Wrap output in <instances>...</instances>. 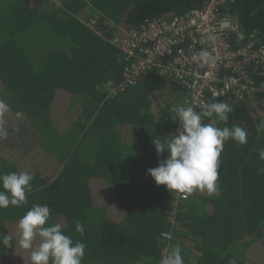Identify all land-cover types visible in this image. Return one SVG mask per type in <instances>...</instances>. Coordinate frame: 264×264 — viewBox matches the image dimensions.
I'll use <instances>...</instances> for the list:
<instances>
[{"label":"trees","instance_id":"obj_1","mask_svg":"<svg viewBox=\"0 0 264 264\" xmlns=\"http://www.w3.org/2000/svg\"><path fill=\"white\" fill-rule=\"evenodd\" d=\"M204 1L0 0V100L10 106L0 174L34 177L28 203L0 208V264H31L18 222L35 204L50 207L46 226L59 223L74 242L86 244L82 264H159L161 234L168 230L183 264L233 258L264 264V174L258 171L264 168V70L250 67L259 86L251 94L215 101L232 107L227 122L215 115L202 121L221 129L239 125L247 133L245 144L224 143L219 190L211 196L195 190L178 204L177 192L146 173L168 155L158 157L153 139L171 138L177 123L171 109L183 106L185 87L151 70L118 95L104 89L122 77L115 36L151 18L185 15ZM222 11L264 43V0H231ZM77 220L83 235L75 230ZM7 235L12 247L3 244Z\"/></svg>","mask_w":264,"mask_h":264},{"label":"built area","instance_id":"obj_2","mask_svg":"<svg viewBox=\"0 0 264 264\" xmlns=\"http://www.w3.org/2000/svg\"><path fill=\"white\" fill-rule=\"evenodd\" d=\"M231 0H205L202 7L185 15L171 18H151L126 35L115 36L112 43L121 51L124 60L120 80H108L105 91L109 96L135 86L148 71L170 74L186 89L183 104L202 105L226 97L228 101L242 99L257 86L250 67L264 70V43L256 33L246 35L238 17L224 14L222 6ZM89 23L98 35L103 31L91 17ZM201 51L211 53L205 62ZM264 90V82L260 86ZM179 121L171 134H178ZM176 203L185 200L187 193L177 192ZM173 231H164V255L172 246ZM160 264V262H159Z\"/></svg>","mask_w":264,"mask_h":264},{"label":"clouds","instance_id":"obj_3","mask_svg":"<svg viewBox=\"0 0 264 264\" xmlns=\"http://www.w3.org/2000/svg\"><path fill=\"white\" fill-rule=\"evenodd\" d=\"M200 57L207 63L213 58L208 51H201ZM9 105L0 100V141L7 139L5 114ZM176 114L175 121H179L178 134H171L170 139H153L158 157L167 153V157L160 159L158 166L147 169L157 186L164 185L175 193H192L195 190L206 191L209 196L219 190L220 156L224 143L230 138L238 144L247 143L246 130L239 125L219 128L212 123L205 124V117L214 115L227 122L232 107L226 102H213L202 105L197 112L194 106L176 105L171 109ZM259 159L264 160V149L259 150ZM264 174V168L258 170ZM34 177L27 171L0 174V208L10 205L21 207L28 203L27 194L32 190L31 181ZM51 216V209L47 204L33 205L18 222L20 245L31 250V264H82L86 254V244L73 241L62 231L59 223L46 226ZM75 230L84 234V227L79 220L75 222ZM40 243H34L36 239ZM13 237L3 238L6 247H12ZM160 264H183L181 248L171 247L160 261ZM229 264H237L235 258Z\"/></svg>","mask_w":264,"mask_h":264},{"label":"rangeland","instance_id":"obj_4","mask_svg":"<svg viewBox=\"0 0 264 264\" xmlns=\"http://www.w3.org/2000/svg\"><path fill=\"white\" fill-rule=\"evenodd\" d=\"M48 137V136H47ZM45 139H49V143L48 144H50L51 143V140H54L53 138H45ZM63 139V138H62ZM65 142V141H64ZM53 144V143H52ZM134 156V153L133 152H130V154H129V157H128V159L130 160L132 157Z\"/></svg>","mask_w":264,"mask_h":264}]
</instances>
